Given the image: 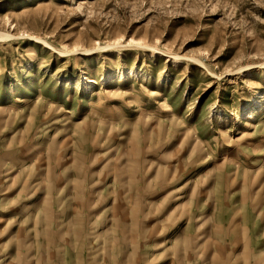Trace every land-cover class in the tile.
<instances>
[{
    "label": "rangeland",
    "instance_id": "1",
    "mask_svg": "<svg viewBox=\"0 0 264 264\" xmlns=\"http://www.w3.org/2000/svg\"><path fill=\"white\" fill-rule=\"evenodd\" d=\"M0 32V264H264V0H0Z\"/></svg>",
    "mask_w": 264,
    "mask_h": 264
},
{
    "label": "bare ground",
    "instance_id": "2",
    "mask_svg": "<svg viewBox=\"0 0 264 264\" xmlns=\"http://www.w3.org/2000/svg\"><path fill=\"white\" fill-rule=\"evenodd\" d=\"M46 6V5H45ZM10 38H13V35H11V34H6V33H3V32H0V39H10ZM119 39H121V38H119ZM81 40V39H80ZM122 40V39H121ZM0 41H2V40H0ZM133 42H134V40H133ZM133 42H128V44H134L135 46H139V47H143V48H148V46H147V44L146 45H144V44H138V43H133ZM45 43V42H44ZM121 43V42H120ZM114 44V43H113ZM124 45V44H123ZM76 48V47H75ZM96 48H100V47H93V48H90V49H96ZM106 48V47H105ZM64 49H61V50H59L58 51V53H59V55L61 56V55H67V54H73V53H75L76 51H77V49H73L72 51H70V53H69V51H63ZM84 52V51H83ZM169 55V54H168ZM170 56V55H169ZM175 56V55H174ZM195 60V59H194ZM197 60V59H196ZM195 62H198V61H195ZM200 62V61H199ZM201 65H202V63H200ZM205 66V65H204ZM209 73V72H208ZM211 74V73H210ZM213 75V74H212ZM93 82V80L92 79H88V83H92ZM110 97V96H109ZM112 97H114V96H112ZM162 107L165 109V107H167V106H165V105H162ZM161 110V109H160ZM164 112H166V111H163L162 113H164ZM255 117V116H254Z\"/></svg>",
    "mask_w": 264,
    "mask_h": 264
}]
</instances>
